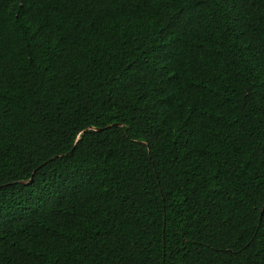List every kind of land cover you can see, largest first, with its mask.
Wrapping results in <instances>:
<instances>
[{"label": "trees", "instance_id": "obj_1", "mask_svg": "<svg viewBox=\"0 0 264 264\" xmlns=\"http://www.w3.org/2000/svg\"><path fill=\"white\" fill-rule=\"evenodd\" d=\"M0 264H264V0H0Z\"/></svg>", "mask_w": 264, "mask_h": 264}, {"label": "water", "instance_id": "obj_2", "mask_svg": "<svg viewBox=\"0 0 264 264\" xmlns=\"http://www.w3.org/2000/svg\"><path fill=\"white\" fill-rule=\"evenodd\" d=\"M118 125H121L120 123H118ZM107 127V126H106ZM90 128H92V127H90ZM94 129H101V128H94Z\"/></svg>", "mask_w": 264, "mask_h": 264}]
</instances>
